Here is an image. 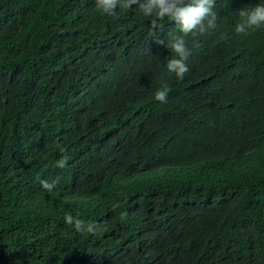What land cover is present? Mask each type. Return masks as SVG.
<instances>
[{"label": "trees", "instance_id": "trees-1", "mask_svg": "<svg viewBox=\"0 0 264 264\" xmlns=\"http://www.w3.org/2000/svg\"><path fill=\"white\" fill-rule=\"evenodd\" d=\"M261 3L216 0L178 80L167 17L154 33L137 5L0 0V264H264V26L235 32ZM233 153L255 178L201 183Z\"/></svg>", "mask_w": 264, "mask_h": 264}, {"label": "clouds", "instance_id": "clouds-1", "mask_svg": "<svg viewBox=\"0 0 264 264\" xmlns=\"http://www.w3.org/2000/svg\"><path fill=\"white\" fill-rule=\"evenodd\" d=\"M216 0H95L96 8L102 14L107 16L116 17L118 15L117 9L130 10L133 5H137L142 11L144 16L150 17V27L155 33L156 30L162 29L163 21L166 17L170 21H175L179 26V31L183 34L174 36L172 41L165 45L170 48L175 54L172 59L167 63V69L170 73H175L178 80H183L184 76L189 72L188 61L193 55V51L202 47V43L198 37L211 35L212 31L218 27V13L215 11ZM241 17V22L235 26V32L240 34H247L249 29H257L264 26V3L257 4L251 9H241L238 12ZM191 34L194 39L191 47L185 41L184 36ZM164 44L163 40L157 41ZM169 86L163 83L162 87L154 93V98L160 103H167ZM57 148L61 153L66 149L57 144ZM68 157L62 156L61 159L56 161L58 168H65L67 166ZM237 158L235 153L229 155V161L226 165L219 169V174L215 179L202 180V184L215 186L211 182L225 183V174L228 170L236 171L241 170L239 173L241 178H252L256 176L253 165H244L237 169ZM59 178L49 182L41 180V187L48 193H51L57 186ZM210 185L208 187H210ZM119 207V204H113V209ZM122 217L126 213L121 214ZM65 223L74 227L75 231L80 233L97 234L98 226L95 224H87L78 218L67 214L64 217Z\"/></svg>", "mask_w": 264, "mask_h": 264}]
</instances>
